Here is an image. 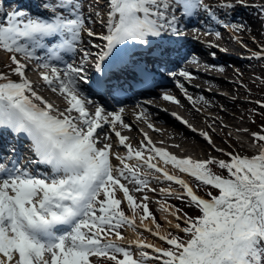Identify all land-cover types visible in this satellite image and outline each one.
Returning <instances> with one entry per match:
<instances>
[{
    "label": "snow or ice",
    "instance_id": "obj_1",
    "mask_svg": "<svg viewBox=\"0 0 264 264\" xmlns=\"http://www.w3.org/2000/svg\"><path fill=\"white\" fill-rule=\"evenodd\" d=\"M244 4L245 0H218L217 7ZM105 5L103 15L93 9L105 29L102 33L89 26L97 21L84 15L82 0H40L43 11L38 14L18 9L0 19V52L7 54V71H0V138H26L32 154L24 163L15 155L0 162V264H264V128L251 133L258 149L251 156L216 149L228 159L179 158L157 147L147 132L134 148L118 130H131L124 122L125 109L109 112L97 105L89 111L92 101L81 88L91 83V95L111 94L113 78L130 69L146 71L134 59L138 53L133 48L147 47L151 52L154 39L167 32L181 34L177 26L183 18L199 11L216 18V10L206 0H104L101 7ZM260 11L264 14V3ZM221 23L233 31L245 27ZM85 33L103 41L91 43L97 52L78 47ZM77 52L82 53L79 64L64 60V54ZM164 54L165 50L158 52ZM253 58L264 60V45ZM90 60L100 73L94 81L85 74ZM33 63L42 69L43 85L63 97V110L39 94L28 78ZM179 76L192 78L184 70ZM178 86L184 89L183 84ZM185 95L192 101L186 90ZM163 99L179 103L172 95ZM257 103L264 108V103ZM137 119L147 122L146 113L141 111ZM110 133L126 149L124 154L114 151ZM200 135L215 147L208 132ZM161 162L193 178L198 190L209 189L207 198L159 166ZM41 165L45 172L33 167ZM150 175L179 185L183 192L176 199H186L199 213L188 215L180 208L170 213L179 221L173 227L183 235L161 234L148 196L139 201L134 196L133 191H155L149 187ZM161 191L173 194L171 187ZM125 202L131 217L121 208ZM137 209L139 226L166 247L137 239L131 242L138 249L134 253L116 242L126 239L121 231L125 226L136 229ZM149 219L154 232L144 224Z\"/></svg>",
    "mask_w": 264,
    "mask_h": 264
},
{
    "label": "bare ground",
    "instance_id": "obj_2",
    "mask_svg": "<svg viewBox=\"0 0 264 264\" xmlns=\"http://www.w3.org/2000/svg\"><path fill=\"white\" fill-rule=\"evenodd\" d=\"M31 2L33 0H30ZM92 1V0H91ZM90 2V1H89ZM91 3V2H90ZM97 4L100 2H96V0H94L92 2V4ZM32 7L34 9V13L33 14H38L40 12H42L35 3H31ZM104 5V2L103 4ZM101 5H98L97 8L95 9V11L101 12V14L106 10V5L102 8ZM91 14H93V11L91 12ZM217 32L214 33H210L206 38L209 39L210 42L212 41L213 45L216 46V50H217V45L220 46V48L225 49V53H223L222 59H226V60H230L231 58H233L234 55H240L243 56L241 50L246 49L247 47L245 46L248 43H251V41L248 39H245V36H242V31H233V35L238 36V34H241V38L239 40V42H236L234 38H231L227 35H223L221 33H219L220 35L217 36L216 35ZM241 41V42H240ZM162 48H168L170 50H174L175 52H177V46H169V47H165L164 43L162 44ZM241 51V52H240ZM213 55L215 56V51H213ZM205 59H203L200 64L204 65V62L206 61H210L209 59H206V57H204ZM81 59H79L77 61V63L79 64ZM241 64H244V61L240 60ZM199 64V62H198ZM214 68V67H212ZM187 71L191 74V79H181V76H179V72H175L177 75L174 76L175 78H180L178 79V82L181 81L180 84L184 85V89L186 91H188V93L194 97V96H198L197 93H207L205 92L202 88L204 87V85H212L214 87L220 88V87H224L225 89H227L228 93H224L223 96V92H220V94H215V96L217 98H213L212 100H209L208 97H203V99L201 100V97H197L196 100V105L198 107H200L203 112H198L195 108H192L191 105L189 104V100H183L180 98H177L176 96L175 99L179 101V103H174V102H168V101H162L164 105H168V109L171 111H174V113L178 114L179 116L183 117L184 120L188 121V124L191 125L192 127H189L188 125H186V127H183V123H179L177 125V123L175 121H173V119L170 117L169 114H165V113H160V112H155L154 114H149L146 113L147 119L151 121L152 125H157L158 128L156 129L155 133L158 136H162L164 135L166 137V140L162 137H157L155 138V135L153 136L155 139L154 141H156L157 143L162 144V148H165L166 145V150H168V152L170 154H174L179 158H185V157H191L193 159H197V160H201L202 158H207V154H211L214 152V150L208 146V142L204 139V137L202 135H200L201 132H208L209 136L212 138L213 143H215V141L217 140V136L215 135L216 133L213 131V129H211L209 127V125H220L219 128V132L220 133H225L226 129H236L238 127L237 123L234 121V118H239L241 119V117L243 116L242 112H238L235 109V103L239 101L238 98H232L233 97V92L236 93H247L248 90H245L243 88H237L234 87L232 85H230V83L227 82H220L219 80L216 79H211L210 75H206V73H202L196 70H192L188 67H182L181 70ZM29 70V69H28ZM225 74H228L229 71L228 69H223V71ZM239 75H241V69L238 71ZM27 73H29V71H27ZM220 75V74H217ZM243 76V75H242ZM241 76V77H242ZM227 78V77H224ZM247 80L246 78L243 79V83L242 86H247L248 82L244 81ZM241 85V84H239ZM179 86H172V91L179 89ZM171 91V92H172ZM245 91V92H244ZM173 94V92H172ZM209 94V93H207ZM159 99V98H158ZM62 104V103H61ZM158 103H156V105L153 104V106L157 107ZM191 108H189V107ZM230 107V113L227 112V108ZM152 110H156L155 108H151ZM207 109H211L215 112V117H212L211 114H207L205 111ZM205 110V111H204ZM126 118V117H124ZM129 123H131L130 120H125ZM138 122V121H137ZM169 124H172L173 126H175L174 128H171ZM132 124V123H131ZM195 129V131H193L192 129ZM210 129V130H209ZM122 132V135H125V129H119ZM184 133H183V132ZM241 131V130H239ZM243 131V129H242ZM112 135V133H110ZM113 137V144H114V151H117L121 154H123L126 149H124L122 146H119L116 143L117 138L114 136V134L112 135ZM135 147H139L138 145L132 144ZM186 147V148H185ZM159 166L165 168L166 171L169 172V169L172 170V172L170 174L172 175H176L178 174V170L175 169L174 167H172L171 165L165 166L162 162L159 164ZM180 173V172H179ZM159 175V174H156ZM182 178L189 183V178L187 174H183L182 173ZM168 181L166 180H159L157 182L158 183H163L164 187H162V189H168L169 187H167ZM190 184V183H189ZM172 192H176L175 189L173 187H171ZM162 192V191H161ZM165 193V192H162ZM122 207V206H121ZM164 208H162L161 210V219L166 223V225H175L176 221L172 220V215L170 214L172 211L171 209L169 211H165L163 210ZM169 221H171V224H169ZM140 222V221H139ZM145 226L147 228H151L152 231H156V227L155 224L152 223V221L146 220L144 222ZM159 224V223H158ZM160 225V224H159ZM142 229H145V227H140ZM126 229V239L123 240L126 244H131V242L139 239V235L135 232V230H133L132 228H129L127 226H125ZM160 232L161 234H164L165 229H162V227H160ZM148 243L154 244L155 246H160L159 244V240H156L155 242H153V239H148ZM134 245V244H131Z\"/></svg>",
    "mask_w": 264,
    "mask_h": 264
},
{
    "label": "rangeland",
    "instance_id": "obj_3",
    "mask_svg": "<svg viewBox=\"0 0 264 264\" xmlns=\"http://www.w3.org/2000/svg\"><path fill=\"white\" fill-rule=\"evenodd\" d=\"M91 3L94 0H89ZM102 0H96V2H101ZM247 0H245V4L244 7L246 8V11L251 12V5H254L256 3H248L246 2ZM260 2L262 0H259ZM99 4V3H98ZM5 6L10 8V3H7ZM7 9V8H6ZM13 9H15V6H13ZM10 11V9H9ZM256 12V11H255ZM246 13V12H245ZM239 25H244V29L246 31V33L243 32L242 36H245L246 40H250L251 43L246 44L245 46L247 47L246 49H243L241 51H243L245 53V56L250 57L249 59H246V63L242 64V69L241 72H243V74L241 73V75H228L232 72V70L230 69L229 66L223 65L221 67V69H228L229 73L225 74L224 72L219 71L220 74L222 75H228L227 77H233L234 79H237L236 83H232L230 85L237 87V88H243L245 90H248L247 95L243 92L240 93H236L233 92V97L232 98H238L239 101L235 103V109L238 112H242L243 116L241 117V119L239 118H234V121L237 123L238 127L236 129H226L225 133H220L219 132V128L220 125H211V129H213V131L216 133L215 135L217 136V140L214 143L213 147L212 145H209V147H211L214 152L211 154H207L205 156L208 157H216L218 159H227L226 156L222 153V152H218L216 151V149H223L224 152H233V153H237L240 155H249L251 156L252 154H254L256 151H258V149L253 145L250 144L248 142V139L252 138L251 133L254 132H260L262 129V125L260 124H264L263 122H261L260 124H256L255 122L252 121V114H251V107L249 104V98H255L259 95H263L264 96V68L261 64H259L255 58H253V53L257 52L260 47L262 45H264V24L263 21L260 19L259 15L257 13H255L254 15L250 16V18L247 20V22L245 24L240 23ZM227 36L229 37H236L235 41L239 42V37L241 36V34H238V36H233L230 35V33L227 34ZM88 39H94V38H90L88 37ZM240 51V52H241ZM6 61H7V54L0 52V67L3 69V71H7V67H6ZM31 67H34L33 64L30 65ZM234 68V65H231ZM33 73V71H32ZM34 77H36L35 81H37L38 83L41 82L40 78H39V73H33ZM243 75V76H242ZM242 76V77H241ZM14 78V77H13ZM246 78L248 82L247 86H242L243 83V79ZM220 82H223L222 79L219 80ZM241 84V85H239ZM44 87V86H42ZM210 91V87H207ZM37 91H44L46 89L44 88H40L38 87V89L36 88ZM212 90L217 91L218 89L216 87H213ZM47 93H49V96L51 97V99L55 102V103H64V100L60 99V97L58 95H54L55 93H53L52 91L46 90ZM224 91H228L227 89ZM245 92V91H244ZM228 93V92H227ZM58 94V93H57ZM208 98L210 100H212L213 98H217L215 96L214 93H210V95H208ZM264 103V102H263ZM230 107L227 108V112L230 113ZM207 113L211 114L212 117H215V112L211 109H207ZM262 119H264V115L261 117ZM243 129V131H242ZM245 129H250L251 131L245 132ZM210 130V129H209ZM239 130H241L240 132H243V134H241L239 132ZM183 132V131H182ZM184 133V132H183ZM157 136V135H156ZM163 138L166 140V137L164 135H162ZM162 136H158V137H162ZM244 141V142H242ZM246 142V144H244ZM186 148V147H185ZM207 158H202L203 159H207ZM171 170V169H169ZM160 175V174H159ZM180 178H182V173L177 174ZM188 178L191 181V177L188 176ZM149 179V187H151V185L156 182V179H153L152 176L150 175L148 177ZM151 179V180H150ZM183 179V178H182ZM174 186L176 192L174 193V196H172L171 198L169 197V201H164L161 202L159 200L154 199L150 200L148 199L147 203H148V207L152 213V215L155 217L156 221H159V217H158V213H161V209L162 208H168L172 209V211H175V208L172 207L171 204H173L174 201H176V195H179L183 192V189L179 186L176 185L175 183H170ZM158 187L155 188L156 186H153V188L155 189V192H161L160 188L163 187V185H157ZM169 186V185H168ZM129 188L132 189L133 185H129ZM134 196L137 198V200H141L142 196L147 195L148 197H151L150 194H148V191H146V189L143 192H134L133 191ZM122 197V194H118V198ZM162 204V206H161ZM122 208L125 212H128L130 214V216H132V212L131 210L127 207L126 202L122 203ZM129 216V217H130ZM172 220L177 221L174 217L172 218ZM179 222V221H178ZM139 215L136 216V224L139 225ZM160 226L162 227V229H165L164 234H166L167 232H172L173 231H178L176 230L173 226H168L166 225V223H160ZM122 234L124 236H126V231H125V227L123 229H121ZM135 231L138 232L139 236H142V238H149L151 237L152 239H154L151 236V233L146 231V230H141L140 228L136 227ZM114 239V238H113ZM119 242L118 244H120L121 246H125V247H131V250L136 253L138 251V249H136L135 246L133 245H128L126 243H124V241H117ZM162 242V241H161ZM149 252H151V250H149Z\"/></svg>",
    "mask_w": 264,
    "mask_h": 264
},
{
    "label": "trees",
    "instance_id": "obj_4",
    "mask_svg": "<svg viewBox=\"0 0 264 264\" xmlns=\"http://www.w3.org/2000/svg\"><path fill=\"white\" fill-rule=\"evenodd\" d=\"M264 61V60H263ZM261 99H264V97H261ZM252 105L254 106V107H257V106H255L253 103H252ZM258 108V107H257ZM261 111H254L253 112V114L255 115V119H256V123H258V124H260L261 122H263L264 123V119H262L261 117L264 115V109L262 108V109H260ZM260 113H262V115H260ZM260 125H262V128H264V124H260ZM215 172H217L218 174H223V175H226V173H222L221 172V170H219L218 168H216L215 169ZM195 184V183H194ZM196 186V185H195ZM209 189H207V188H202V189H199V191L201 192V193H203V194H205L206 193V191H208ZM183 205H185L186 206V208H187V211H188V215H198L199 213L197 212V211H195V210H193L190 206H189V204H188V202L187 201H185L184 203H183Z\"/></svg>",
    "mask_w": 264,
    "mask_h": 264
}]
</instances>
